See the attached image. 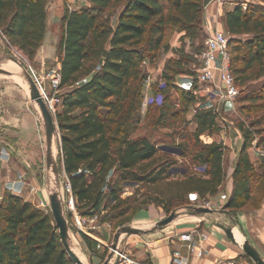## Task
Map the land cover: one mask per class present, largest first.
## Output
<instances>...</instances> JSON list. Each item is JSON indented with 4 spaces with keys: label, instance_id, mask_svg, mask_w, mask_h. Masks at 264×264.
Segmentation results:
<instances>
[{
    "label": "trees",
    "instance_id": "16d2710c",
    "mask_svg": "<svg viewBox=\"0 0 264 264\" xmlns=\"http://www.w3.org/2000/svg\"><path fill=\"white\" fill-rule=\"evenodd\" d=\"M48 1L0 0V33L8 48L17 49L31 62L46 38ZM65 1L63 34L57 54L61 65L57 107L61 110L56 111L55 117L61 137L63 169L79 214L99 217L112 201L116 210L121 209L127 203L119 197L121 184L149 185L161 177L174 178L168 179V186L176 189L175 197L182 200V205L187 204L184 199L189 194H197L201 199L215 196L226 180L224 155L227 147L223 143L205 145L195 155V160L206 166L203 174L198 175L188 174L187 168L177 167L174 160L148 170L145 164L155 160L161 147L148 135L135 137L143 117L147 79L143 65L155 63L159 51L167 49L169 34L176 29L193 40L200 38L203 12L208 2L82 0L89 5L71 9L68 0ZM250 1L245 11L235 7L224 16L230 38L232 72L239 88L237 76L246 84L251 72L264 66V0ZM109 9H116L112 22L103 16ZM233 44L235 58L231 51ZM241 52L245 57L240 56ZM236 62L243 65H233ZM168 63L163 74L166 84L161 87L163 107L157 118L163 128L168 127L171 110L169 84L184 70L182 61ZM182 99L187 106L199 100L192 93H183ZM218 118L215 108L198 107L194 116L196 136L220 132ZM239 128L244 148L234 170V190L227 207L234 210L251 200L256 176L248 154L255 140L254 126L248 128L241 123ZM258 176L261 183L256 189H262L264 194V171ZM152 202L164 206L168 214L173 210L172 200L167 206L157 198ZM134 210L129 206L121 213H111L109 220L124 217ZM106 221L105 217L103 222ZM126 222L118 224L117 229ZM83 239L92 254L100 259L99 264H103L108 249L96 250L89 237L83 235ZM0 264L74 263L61 244L52 215L6 192L0 204ZM116 264L124 263L118 260Z\"/></svg>",
    "mask_w": 264,
    "mask_h": 264
},
{
    "label": "rangeland",
    "instance_id": "374dc122",
    "mask_svg": "<svg viewBox=\"0 0 264 264\" xmlns=\"http://www.w3.org/2000/svg\"><path fill=\"white\" fill-rule=\"evenodd\" d=\"M240 2H245V0H241ZM68 4L72 9L79 8L82 5H89L86 1L82 0H69ZM115 11L116 9H109L105 14H103V16L106 18L108 17L110 22H112L114 21V16L116 14ZM111 17L113 19H111ZM215 28L226 32L224 17H217ZM169 36L172 37L173 33H170ZM0 39L4 43L7 53L18 59L27 67V69H29L28 66L30 65L36 71L38 78L41 76L39 66L36 64L35 60L31 62L26 57L24 58L21 52H17V49L8 48L1 33ZM205 40L206 36H201L198 39L192 40L190 44H186L182 41V43L177 48L180 56L178 59H173V61H182V68L184 70L183 74L177 76L176 79L171 82V84H169L171 87V110L169 111L170 116L167 120L168 127H160L161 124L157 123V118L160 114L159 111L163 107L162 103L164 94L161 91V87L165 86L166 84L165 80L163 79L165 70L162 72V77H153L150 88H147L146 85L144 86V98L141 111L143 116L142 123L135 137L148 135L153 138L158 146L161 147L155 160L149 164H145L148 170L158 169L160 165L164 164L166 161L174 160L177 161V167L187 168L188 174L198 175L203 174L206 166H201L197 160H195V155H197V153L201 151L205 145L211 144L213 142L223 143L227 147L224 156V169L226 174V180L223 186L224 190L233 180L234 170L243 145L244 138L240 131L239 125L243 123L248 128L254 126L253 131L255 133V140L252 147L248 150L250 160L255 167L256 173L251 200H249L245 206L237 209L231 215L235 220V224L237 225L239 224V217L245 221L244 230L242 229L243 231H241V233L248 239H243V243L246 240L251 242L264 259V194L262 189L260 191L256 189V187L261 183V179L258 175H261L264 171V66L263 69L257 67L254 72H251L250 80L246 84H242L241 78L237 76L241 94L233 102H222L220 104L214 105L208 101L207 98L199 97L197 104L187 106L186 102L182 99V94L191 93L186 91V88L190 89L192 86L193 88H195V85L197 86L196 79L198 76V70L200 68L199 55L204 49ZM234 48L235 44L231 46L233 58L236 57ZM240 56L245 57V53L241 52ZM233 65L241 67L243 63L236 62ZM54 66L55 65H51V69L49 71H59L56 66ZM143 66L144 71L148 76L149 72L145 67V64ZM168 66L169 63L167 67ZM6 86L9 88L8 91L12 89L11 91L13 92V95L8 99L9 103L15 105L23 103L25 107L29 108L28 102L26 99H24L25 97L23 95L14 90V88L9 87L8 84H6ZM43 87L46 94L48 95L49 104L52 107V113L55 115L57 110H61V107H57L59 104L58 97L60 92L52 89L49 80L44 81ZM249 98L253 99L249 100ZM198 107H213L217 110L219 114L218 124L221 127L220 132L212 134L205 133L199 138L196 136L198 129L194 116L195 110ZM28 111L29 112L24 115V118L28 117V119L33 123V126L38 130L39 134H41V126L37 121V116L32 113L31 109ZM39 148L40 152L35 164L36 167H44V149L41 144ZM7 158L8 155L6 153L2 163L5 162ZM62 178L64 183L67 184L69 182L65 172L62 174ZM169 178L170 177H168V179ZM168 179L161 177L154 184H144L141 186L127 184L122 185L120 183L122 192L120 193L119 197L123 201H127V203L124 204L121 209L119 208L116 210L114 208V201H112V204H108V209L99 215L97 222L95 224H91V227H95L93 235L96 234V236L100 239L98 243L101 244L103 248L105 245L108 251H110L117 225L127 221L125 226H133L136 216H138V214L141 212L148 214V218L144 220L148 224L161 218L165 219L168 217L169 214L166 212L164 206L152 202L156 198L160 199V201H165L166 206L169 205L170 200H172V211L176 210L177 208H184L185 206H202L210 208H214L216 206L215 200H213L215 197H212L213 199L210 197L201 199L195 194L187 195L184 199L187 204L182 205V200L175 197L176 189L172 186H168L170 181ZM115 181V179L112 181V185L115 183ZM42 185L43 187L40 189V191L34 192L35 202H32V204L39 209L51 214V208L44 195L45 178H42ZM0 191L1 197H3L6 192L15 195L7 189ZM240 201H242V199ZM129 206L134 207V212H130L126 216L118 219L109 220L111 213L112 215L119 212L121 213L122 209H125ZM66 211L72 235L76 239L79 246L82 249L87 250V245L83 239V235L79 233L78 228L74 225L73 214L68 209ZM105 217L107 221L104 223L103 219H105ZM97 249L102 251V248H98V246ZM240 251L242 256L246 255L243 249ZM124 255L126 256V254ZM132 261V257H127L125 263L133 264L131 263ZM247 262L248 264H255L249 258H247Z\"/></svg>",
    "mask_w": 264,
    "mask_h": 264
},
{
    "label": "crops",
    "instance_id": "0c3cea01",
    "mask_svg": "<svg viewBox=\"0 0 264 264\" xmlns=\"http://www.w3.org/2000/svg\"><path fill=\"white\" fill-rule=\"evenodd\" d=\"M208 1L204 0L205 3ZM245 1L248 3L251 2L250 0ZM65 5V0L48 1L46 38L35 59L40 73L44 69L47 74L51 69V65H55L58 70L61 69V65L57 61V54L63 34ZM235 7H237L236 3L228 2L222 8L216 6L208 9L205 8L202 17V36L207 35L209 26H215L218 16L224 17L226 12L231 11ZM192 40L184 32L178 29L174 30L173 36L166 40L167 49L159 51L155 63H145L148 72L152 73L154 78L162 77V72L165 70L168 62L179 58L180 55L177 48L182 41L190 44ZM9 95L12 96L13 92L11 91ZM11 104L9 103L6 106V112L1 116L2 125L0 131L6 144L1 146L0 190L7 189L16 196L32 203L35 202V194L32 192V187L37 189V191H40L43 187L42 178H44V167H36L35 164L39 156L40 144L43 147L42 137L36 127L33 126L31 120L28 117L24 118V115L29 112V108L25 107L23 103ZM243 147L244 140L241 150ZM6 153L8 158L2 163ZM22 176L25 179L27 177V184L21 181ZM223 186L213 196L216 199L210 197L215 200L216 206L214 208L216 209H225L227 204H229L233 195L234 179L226 189L223 190ZM234 211L236 210L227 209L226 213H218L209 217L188 215L176 220L162 232L154 235H132L125 237L121 243V252L126 254L127 257H132V263L134 264L144 263L146 261L151 264H216L224 260H234L238 264H248L247 258L249 257L246 255L242 256L240 251L242 245L245 243H243V239H248L241 233L244 230L245 221L239 217V224H235V220L231 215ZM146 218H148V214L141 212L136 216L133 225L146 227L163 220L161 218L148 224L144 221ZM217 224L234 227V234L239 243L237 244L230 240ZM183 235H192L193 240L184 241L182 240ZM84 236L89 237L93 242V248L98 250L97 246L99 248L101 244L98 243L100 239L96 234ZM82 251L91 264L100 263V259L92 254L88 245L87 250L82 249ZM200 252H202V256H199Z\"/></svg>",
    "mask_w": 264,
    "mask_h": 264
},
{
    "label": "water",
    "instance_id": "95a60500",
    "mask_svg": "<svg viewBox=\"0 0 264 264\" xmlns=\"http://www.w3.org/2000/svg\"><path fill=\"white\" fill-rule=\"evenodd\" d=\"M11 67V68H9ZM13 68V69H12ZM37 79L30 73L29 69L14 56L6 52V47L0 39V128L1 116L6 112L8 106L9 87L14 88L23 95L28 102L29 109L37 116L41 129V137L44 147V178L45 188L44 195L47 203L51 208V215L54 223L59 231L61 244L74 264H91L76 239L72 235L69 219L66 211V183L63 182L62 174L64 172L61 159V137L59 126L55 115L52 113L47 102L44 99L39 82L46 76V72L40 73ZM12 105V104H11ZM28 110V109H26ZM0 131V157L1 146L6 144ZM244 148V147H243ZM1 192V191H0ZM0 195V204H1ZM225 209H216L202 206H185L172 211L165 219L150 226H123L116 230L110 251L103 264H116L121 253V243L125 237L132 235L151 236L162 232L168 226L172 225L176 220L192 215L196 217H209L218 213H226ZM227 235V237L235 243H239L234 234V227H228L224 224H217ZM247 257L255 264H264V259L258 250L249 242L245 241L242 245Z\"/></svg>",
    "mask_w": 264,
    "mask_h": 264
},
{
    "label": "built area",
    "instance_id": "2783aa9c",
    "mask_svg": "<svg viewBox=\"0 0 264 264\" xmlns=\"http://www.w3.org/2000/svg\"><path fill=\"white\" fill-rule=\"evenodd\" d=\"M228 2L236 3L237 7H242L244 11L248 6L247 1L240 2L237 0H209L205 8L208 9L212 6L222 8ZM229 45L230 38L225 31L215 28L214 25L209 26L204 49L199 55L200 68L198 70V76L196 79L197 86L195 85V88H193L192 86L190 89L186 88V91L191 92L198 99L199 97L207 98V100L214 105L220 104L222 102H233L240 96L241 90L237 86L236 78L232 72V58L229 50ZM28 67L30 73L34 76L35 79L38 80L36 71L30 65ZM153 77V74L149 72V75L147 76V79L145 81V85L147 88L151 87ZM48 80L51 84L52 89L58 91L61 82L59 71L52 70L47 72L43 80L39 82V87L42 91L44 99L52 111V107L49 104L48 95L46 94L43 87L44 81ZM196 111L197 109L195 110V113ZM21 181L23 183L27 182L25 177L23 176L21 177ZM36 191L37 189L32 187V192ZM65 205L66 210L68 209L73 214L74 225L78 228L79 233L81 235H93V230H95V227H91V224L96 223L99 217L97 215L92 217H83L79 214L76 207V200L72 192V187L69 182L66 184ZM182 240L192 241V235H183ZM101 247L103 246L99 245V248ZM199 256H202V252L199 253ZM126 258L127 257L122 252L119 254V260L123 261V263L126 262ZM216 264L238 263L234 260H224L219 261Z\"/></svg>",
    "mask_w": 264,
    "mask_h": 264
},
{
    "label": "bare ground",
    "instance_id": "6f19581e",
    "mask_svg": "<svg viewBox=\"0 0 264 264\" xmlns=\"http://www.w3.org/2000/svg\"><path fill=\"white\" fill-rule=\"evenodd\" d=\"M9 68H11V67H9ZM13 69V68H12ZM237 239V238H236Z\"/></svg>",
    "mask_w": 264,
    "mask_h": 264
}]
</instances>
